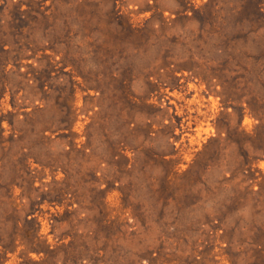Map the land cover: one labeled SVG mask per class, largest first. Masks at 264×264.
Masks as SVG:
<instances>
[{"label": "rangeland", "instance_id": "rangeland-1", "mask_svg": "<svg viewBox=\"0 0 264 264\" xmlns=\"http://www.w3.org/2000/svg\"><path fill=\"white\" fill-rule=\"evenodd\" d=\"M0 264H264V0H0Z\"/></svg>", "mask_w": 264, "mask_h": 264}]
</instances>
